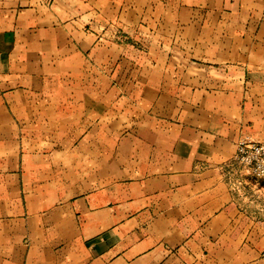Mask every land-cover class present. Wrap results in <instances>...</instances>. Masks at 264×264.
<instances>
[{
  "label": "crops",
  "instance_id": "obj_1",
  "mask_svg": "<svg viewBox=\"0 0 264 264\" xmlns=\"http://www.w3.org/2000/svg\"><path fill=\"white\" fill-rule=\"evenodd\" d=\"M244 136L264 0H0V264H264Z\"/></svg>",
  "mask_w": 264,
  "mask_h": 264
},
{
  "label": "rangeland",
  "instance_id": "obj_2",
  "mask_svg": "<svg viewBox=\"0 0 264 264\" xmlns=\"http://www.w3.org/2000/svg\"><path fill=\"white\" fill-rule=\"evenodd\" d=\"M102 30H109L110 36L108 35L107 37L112 38L113 41L120 44H129V42L143 43V41H140L139 33L128 32L127 29L121 28L120 26L113 25ZM256 140L264 141V139ZM231 176L234 180V186L239 188V191L248 199L250 204L254 205V208L263 207L262 214L264 215V180L254 178L242 167H233L231 169Z\"/></svg>",
  "mask_w": 264,
  "mask_h": 264
},
{
  "label": "built area",
  "instance_id": "obj_3",
  "mask_svg": "<svg viewBox=\"0 0 264 264\" xmlns=\"http://www.w3.org/2000/svg\"><path fill=\"white\" fill-rule=\"evenodd\" d=\"M231 167H242L256 179L264 180V141L242 137Z\"/></svg>",
  "mask_w": 264,
  "mask_h": 264
}]
</instances>
